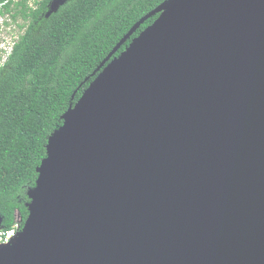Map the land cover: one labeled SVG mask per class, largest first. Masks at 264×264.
<instances>
[{
    "label": "water",
    "instance_id": "water-1",
    "mask_svg": "<svg viewBox=\"0 0 264 264\" xmlns=\"http://www.w3.org/2000/svg\"><path fill=\"white\" fill-rule=\"evenodd\" d=\"M102 66L0 264H264V0H166Z\"/></svg>",
    "mask_w": 264,
    "mask_h": 264
},
{
    "label": "trees",
    "instance_id": "trees-1",
    "mask_svg": "<svg viewBox=\"0 0 264 264\" xmlns=\"http://www.w3.org/2000/svg\"><path fill=\"white\" fill-rule=\"evenodd\" d=\"M52 1L0 0V20L23 21L22 34L0 65L1 230H10L18 217L24 226L28 191L36 187L37 169L63 115L131 29L166 0H70L48 13ZM157 17L142 24L112 58Z\"/></svg>",
    "mask_w": 264,
    "mask_h": 264
},
{
    "label": "rangeland",
    "instance_id": "rangeland-1",
    "mask_svg": "<svg viewBox=\"0 0 264 264\" xmlns=\"http://www.w3.org/2000/svg\"><path fill=\"white\" fill-rule=\"evenodd\" d=\"M68 1L70 0H53L50 4L48 13L55 12ZM31 4H33V2ZM22 22L21 17H19L16 22L9 17L0 20V65H3L7 60L14 43L18 40L20 34H22V31L19 29V25L22 24Z\"/></svg>",
    "mask_w": 264,
    "mask_h": 264
},
{
    "label": "built area",
    "instance_id": "built-area-1",
    "mask_svg": "<svg viewBox=\"0 0 264 264\" xmlns=\"http://www.w3.org/2000/svg\"><path fill=\"white\" fill-rule=\"evenodd\" d=\"M22 229V220L18 217L10 230H0V249L9 246L12 240L20 234Z\"/></svg>",
    "mask_w": 264,
    "mask_h": 264
}]
</instances>
